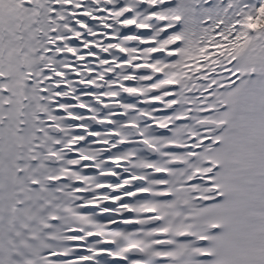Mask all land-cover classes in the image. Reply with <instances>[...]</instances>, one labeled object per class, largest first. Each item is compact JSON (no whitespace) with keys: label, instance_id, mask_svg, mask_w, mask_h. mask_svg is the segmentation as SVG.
<instances>
[{"label":"snow or ice","instance_id":"6c2138e0","mask_svg":"<svg viewBox=\"0 0 264 264\" xmlns=\"http://www.w3.org/2000/svg\"><path fill=\"white\" fill-rule=\"evenodd\" d=\"M0 264H264V0H0Z\"/></svg>","mask_w":264,"mask_h":264}]
</instances>
